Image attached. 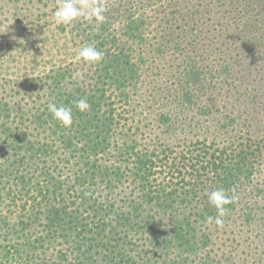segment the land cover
Masks as SVG:
<instances>
[{"label":"trees","instance_id":"16d2710c","mask_svg":"<svg viewBox=\"0 0 264 264\" xmlns=\"http://www.w3.org/2000/svg\"><path fill=\"white\" fill-rule=\"evenodd\" d=\"M34 1L43 71L0 95V264H264V0H103L99 31Z\"/></svg>","mask_w":264,"mask_h":264},{"label":"clouds","instance_id":"9594fccd","mask_svg":"<svg viewBox=\"0 0 264 264\" xmlns=\"http://www.w3.org/2000/svg\"><path fill=\"white\" fill-rule=\"evenodd\" d=\"M107 11L103 0H59L56 10L53 12V20L57 26L72 25L77 20L94 22V30L99 31L100 25L105 22L104 13ZM20 43H24L20 41ZM104 53L96 48L94 44L83 45L76 52V60L83 61L89 65H95L104 59ZM74 79L83 80L84 73L77 71L73 74ZM75 107L80 112H86L90 105L85 99L74 102ZM48 111L52 117L63 127H71L73 124V112L71 107L58 106L56 103L48 104ZM208 203L216 210L215 216H208L206 223L215 224L218 228L224 225V217L228 212L227 205L236 200L234 195H229L223 188L205 191Z\"/></svg>","mask_w":264,"mask_h":264},{"label":"rangeland","instance_id":"374dc122","mask_svg":"<svg viewBox=\"0 0 264 264\" xmlns=\"http://www.w3.org/2000/svg\"><path fill=\"white\" fill-rule=\"evenodd\" d=\"M36 1V0H35ZM34 1V2H35ZM14 2L12 0H0V95L12 92L11 85L20 84L22 82H30V78L38 76L43 71L42 64H38L32 69L34 61L30 59L27 51V41L30 36L25 32L30 26L32 18L27 16L28 8L32 7L31 0H19L22 11L18 17L13 16ZM40 4V3H38ZM41 5V4H40ZM35 6V5H34ZM31 10V9H29ZM22 14H25L24 16ZM43 23V22H40ZM14 27L21 28V33L14 32ZM41 27V25H40ZM23 42L24 48L15 49L8 46L9 43ZM31 52V51H30ZM34 52V51H33ZM38 58H42L39 52L36 54ZM18 89V87H16ZM10 95V94H9Z\"/></svg>","mask_w":264,"mask_h":264}]
</instances>
